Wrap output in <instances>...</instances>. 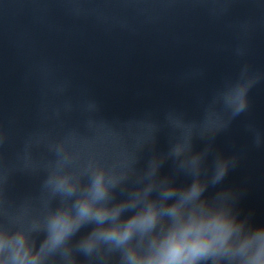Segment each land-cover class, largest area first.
Returning <instances> with one entry per match:
<instances>
[{"label":"water","instance_id":"obj_1","mask_svg":"<svg viewBox=\"0 0 264 264\" xmlns=\"http://www.w3.org/2000/svg\"><path fill=\"white\" fill-rule=\"evenodd\" d=\"M245 67L259 76L248 93L249 108L216 136L215 148L239 157L223 186L240 190L239 207L259 225L264 0H0V131L6 134L0 165L13 169L9 201L17 207L39 195L45 173L20 170L30 136L47 131L59 137L75 129L88 141L86 155L111 163L147 135L144 121L163 125L170 110L203 121L215 94ZM89 101L97 112L85 111ZM213 111L211 119H228L219 106ZM90 116L108 127L88 129ZM249 126L261 136L259 147ZM168 132H160L159 151L167 149ZM32 156L51 158L43 146L33 147Z\"/></svg>","mask_w":264,"mask_h":264},{"label":"clouds","instance_id":"obj_2","mask_svg":"<svg viewBox=\"0 0 264 264\" xmlns=\"http://www.w3.org/2000/svg\"><path fill=\"white\" fill-rule=\"evenodd\" d=\"M258 80L245 67L215 94L203 121L170 110L163 125L142 122L147 135L111 163L86 155L88 141L75 129L30 136L20 170L45 175L38 197L13 207V169L0 165V264H264V224L243 214L240 190L223 186L239 157L215 148L216 136L248 110ZM216 106L227 120L211 119ZM85 111L98 106L89 101ZM86 127L108 125L90 116ZM162 128L169 130L165 151L157 149ZM249 131L259 147L260 134ZM5 140L0 131V146ZM41 146L51 158H33V147Z\"/></svg>","mask_w":264,"mask_h":264}]
</instances>
